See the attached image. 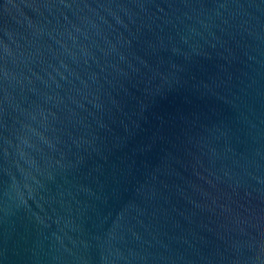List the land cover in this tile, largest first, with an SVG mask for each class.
Listing matches in <instances>:
<instances>
[{
    "label": "water",
    "instance_id": "95a60500",
    "mask_svg": "<svg viewBox=\"0 0 264 264\" xmlns=\"http://www.w3.org/2000/svg\"><path fill=\"white\" fill-rule=\"evenodd\" d=\"M0 264H264V0H0Z\"/></svg>",
    "mask_w": 264,
    "mask_h": 264
}]
</instances>
